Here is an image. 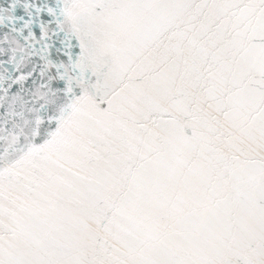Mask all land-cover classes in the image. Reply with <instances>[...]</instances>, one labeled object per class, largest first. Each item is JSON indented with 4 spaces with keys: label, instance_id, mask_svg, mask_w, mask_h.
I'll list each match as a JSON object with an SVG mask.
<instances>
[{
    "label": "snow or ice",
    "instance_id": "1",
    "mask_svg": "<svg viewBox=\"0 0 264 264\" xmlns=\"http://www.w3.org/2000/svg\"><path fill=\"white\" fill-rule=\"evenodd\" d=\"M46 2L31 101L0 36V264H264V0Z\"/></svg>",
    "mask_w": 264,
    "mask_h": 264
},
{
    "label": "water",
    "instance_id": "2",
    "mask_svg": "<svg viewBox=\"0 0 264 264\" xmlns=\"http://www.w3.org/2000/svg\"><path fill=\"white\" fill-rule=\"evenodd\" d=\"M38 6H41L40 11L38 12L36 8L26 9L24 7V0H19L17 3L16 9L11 12L14 16V21L7 22L4 25H0V36L4 33L10 31L12 27L17 29L13 34L17 38L28 45L30 51L33 52V55L29 56L25 66L22 68V71L27 74L32 72V76L29 77L23 85L26 99L31 101L32 95L35 91V88L42 82V73L45 71V61L50 59L54 63H58L61 57L58 54V47L60 45L63 37L60 36V33L56 31L57 23L56 19L46 11L48 6L46 0H36ZM8 0H0V7H7ZM9 13H5L7 15ZM47 28L50 32L54 33L51 39L44 37V31ZM31 34V35H30ZM24 37H28V40H25ZM43 37V39H42ZM31 41V43H29ZM5 48L7 44L5 43ZM10 53L5 52L0 55V59L7 61ZM8 66V65H6ZM10 68L11 73V66ZM55 69L53 68L48 72L49 75L54 74ZM19 74V72L15 73ZM46 79V77H44ZM56 86V81H53V87ZM21 85L19 83L13 85L12 91L15 92L20 89ZM43 101H41L42 103ZM37 107L39 104L36 105ZM6 111V106L0 108V114ZM5 145L3 141H0V151H3Z\"/></svg>",
    "mask_w": 264,
    "mask_h": 264
},
{
    "label": "clouds",
    "instance_id": "3",
    "mask_svg": "<svg viewBox=\"0 0 264 264\" xmlns=\"http://www.w3.org/2000/svg\"><path fill=\"white\" fill-rule=\"evenodd\" d=\"M38 94V93H37Z\"/></svg>",
    "mask_w": 264,
    "mask_h": 264
}]
</instances>
